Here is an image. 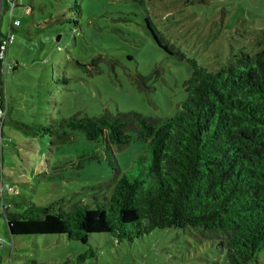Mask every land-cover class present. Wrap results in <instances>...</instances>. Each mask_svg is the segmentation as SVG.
I'll return each instance as SVG.
<instances>
[{"label":"rangeland","instance_id":"374dc122","mask_svg":"<svg viewBox=\"0 0 264 264\" xmlns=\"http://www.w3.org/2000/svg\"><path fill=\"white\" fill-rule=\"evenodd\" d=\"M12 1L10 11L0 10L2 33L21 22L7 53L0 187L12 189L2 201L20 204V212L32 203L56 212L97 208L113 194L106 144L69 130L65 119L135 112L160 126L187 99L192 63L213 70L238 50L254 55L263 48L257 42L264 41V0H82L80 26L50 21L63 0ZM124 132L129 143L112 146L121 171L139 159L148 166L139 126ZM88 248L97 257L80 261ZM258 257L264 264V250ZM0 264H226V250L191 229L158 230L131 242L93 235L87 245L64 235L13 237L2 215Z\"/></svg>","mask_w":264,"mask_h":264},{"label":"trees","instance_id":"16d2710c","mask_svg":"<svg viewBox=\"0 0 264 264\" xmlns=\"http://www.w3.org/2000/svg\"><path fill=\"white\" fill-rule=\"evenodd\" d=\"M81 1L63 0L50 21L80 26ZM12 3L4 0L3 11H10ZM1 27L2 17L0 43L6 35ZM150 30L172 53L151 26ZM257 45L263 48L254 55L238 50L217 69L192 63V76L185 83L187 99L160 126L135 112L65 119L69 130L106 144L113 194L97 208L80 205L72 212H56L53 206L32 203L20 212V204L3 203L5 192L0 196V216L6 218L11 236L64 235L87 245L93 235L110 234L118 242H131L158 230L191 229L226 250V264H259L258 254L264 250V41ZM2 67L0 62V108L5 117L7 72ZM132 123L149 144L150 162L145 166L139 159L123 173L112 146L129 143L124 130ZM88 249L80 261L97 257L96 250Z\"/></svg>","mask_w":264,"mask_h":264},{"label":"built area","instance_id":"2783aa9c","mask_svg":"<svg viewBox=\"0 0 264 264\" xmlns=\"http://www.w3.org/2000/svg\"><path fill=\"white\" fill-rule=\"evenodd\" d=\"M14 8V7H13ZM27 14H30V10H26ZM21 22L19 20H16L12 22V28H18L20 27ZM12 29L9 30L8 33H6L5 37L2 39L0 43V62H2L3 67L1 68L2 72H6L8 69V62H7V53L9 50L10 45H12L15 41V35L11 31ZM12 189L10 187H5L2 185L0 187V196H2L5 192L11 191Z\"/></svg>","mask_w":264,"mask_h":264},{"label":"water","instance_id":"95a60500","mask_svg":"<svg viewBox=\"0 0 264 264\" xmlns=\"http://www.w3.org/2000/svg\"><path fill=\"white\" fill-rule=\"evenodd\" d=\"M3 8V4L2 1L0 0V10ZM60 39V37H58V40Z\"/></svg>","mask_w":264,"mask_h":264}]
</instances>
